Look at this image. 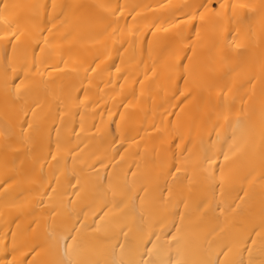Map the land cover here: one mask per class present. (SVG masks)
Returning a JSON list of instances; mask_svg holds the SVG:
<instances>
[{"label":"bare ground","instance_id":"obj_1","mask_svg":"<svg viewBox=\"0 0 264 264\" xmlns=\"http://www.w3.org/2000/svg\"><path fill=\"white\" fill-rule=\"evenodd\" d=\"M0 264H264V0H2Z\"/></svg>","mask_w":264,"mask_h":264},{"label":"snow or ice","instance_id":"obj_2","mask_svg":"<svg viewBox=\"0 0 264 264\" xmlns=\"http://www.w3.org/2000/svg\"><path fill=\"white\" fill-rule=\"evenodd\" d=\"M0 2H2V0H0ZM13 36L15 37V34H13ZM15 38H18V37H15Z\"/></svg>","mask_w":264,"mask_h":264}]
</instances>
